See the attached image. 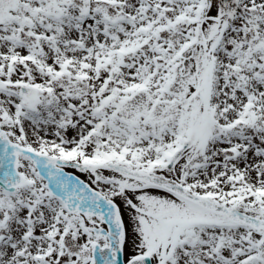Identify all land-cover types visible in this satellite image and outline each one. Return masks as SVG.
<instances>
[{
	"label": "snow or ice",
	"instance_id": "6c2138e0",
	"mask_svg": "<svg viewBox=\"0 0 264 264\" xmlns=\"http://www.w3.org/2000/svg\"><path fill=\"white\" fill-rule=\"evenodd\" d=\"M0 264H264V0H0Z\"/></svg>",
	"mask_w": 264,
	"mask_h": 264
}]
</instances>
